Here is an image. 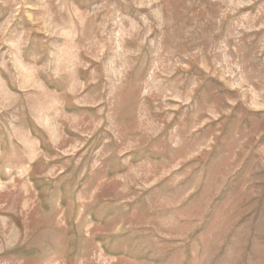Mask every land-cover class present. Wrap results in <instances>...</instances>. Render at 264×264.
Here are the masks:
<instances>
[{
    "label": "rangeland",
    "instance_id": "374dc122",
    "mask_svg": "<svg viewBox=\"0 0 264 264\" xmlns=\"http://www.w3.org/2000/svg\"><path fill=\"white\" fill-rule=\"evenodd\" d=\"M0 264H264V0H0Z\"/></svg>",
    "mask_w": 264,
    "mask_h": 264
}]
</instances>
